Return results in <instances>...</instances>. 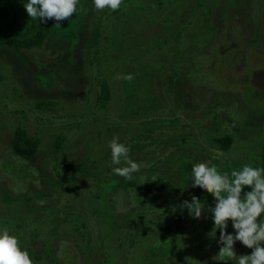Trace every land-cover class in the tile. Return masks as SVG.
<instances>
[{
	"label": "rangeland",
	"instance_id": "1",
	"mask_svg": "<svg viewBox=\"0 0 264 264\" xmlns=\"http://www.w3.org/2000/svg\"><path fill=\"white\" fill-rule=\"evenodd\" d=\"M27 2L0 0V24L22 37L40 20ZM59 25L40 49L0 43V230L33 264H237L217 255L213 196L185 189L179 168L262 167L264 0H122L115 11L79 0ZM98 75L112 88L105 111ZM19 126L41 139L34 159L13 151ZM226 134L235 141L222 151L214 139ZM114 136L140 165L131 179L113 172L126 166L111 164ZM153 177L176 191L149 194ZM192 196L205 205L199 220L178 207ZM234 249L251 255L239 241Z\"/></svg>",
	"mask_w": 264,
	"mask_h": 264
},
{
	"label": "clouds",
	"instance_id": "2",
	"mask_svg": "<svg viewBox=\"0 0 264 264\" xmlns=\"http://www.w3.org/2000/svg\"><path fill=\"white\" fill-rule=\"evenodd\" d=\"M78 3L79 0H28L24 8L31 20L61 22L73 16ZM93 3L97 10L109 8L115 11L120 8L122 0H93ZM117 79L131 82L134 75L117 76ZM108 147L111 149V164L120 165L123 161L126 165L113 168L116 175L131 179L139 172L140 165L129 157L130 149L119 142L118 136L109 141ZM192 176V187L200 188L215 200V205L207 209L219 230L217 255L222 259H235L237 264H264V167L245 165L241 170H232L229 175L221 174L215 165L198 162L193 164ZM140 182L147 181L141 177ZM246 188L250 191H245ZM178 207L181 211L187 209L197 220L205 212V205L196 196L191 197V202L184 200ZM229 222L235 234L227 233ZM237 241L251 249V255L237 256L234 249ZM0 264H33L28 252L21 249L17 237L10 235L7 229L0 230Z\"/></svg>",
	"mask_w": 264,
	"mask_h": 264
},
{
	"label": "trees",
	"instance_id": "3",
	"mask_svg": "<svg viewBox=\"0 0 264 264\" xmlns=\"http://www.w3.org/2000/svg\"><path fill=\"white\" fill-rule=\"evenodd\" d=\"M62 22V21H61ZM54 19L46 20L43 22L39 20L37 23L35 32L30 36L22 37L15 30H11L10 24L3 25L0 24V43L8 45L17 50H34L43 48L47 39L51 37L58 27ZM16 33V34H15ZM93 39L91 40V48L98 44V38L100 37L99 29H95ZM98 51L95 52L97 55ZM97 58V56H95ZM93 63V62H91ZM98 85L100 86L98 98H97V110L105 111L112 99V88L109 80L102 75L97 77ZM126 91L130 92L129 85L126 84ZM56 102L54 101H41L37 103V107L40 109L44 108H55ZM216 145L222 151H228L234 145V136L231 134H226L214 139ZM66 141L64 135H59L55 140L54 152L59 153ZM41 139L37 136H31L28 131L19 126L15 132L12 141V147L15 154L23 159H34L40 150ZM192 163H183L179 168V177L184 184L185 189L192 187L194 180L192 176ZM262 167H264V149L262 152ZM200 189V188H199ZM146 191L149 194L154 193H174L176 191V186L165 179H158L153 181L150 186L146 187ZM201 192H203L200 189ZM245 191H250V189H245ZM206 194V193H205Z\"/></svg>",
	"mask_w": 264,
	"mask_h": 264
}]
</instances>
